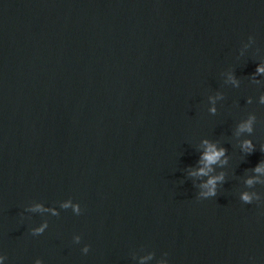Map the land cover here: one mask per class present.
<instances>
[{
    "label": "water",
    "instance_id": "1",
    "mask_svg": "<svg viewBox=\"0 0 264 264\" xmlns=\"http://www.w3.org/2000/svg\"><path fill=\"white\" fill-rule=\"evenodd\" d=\"M257 64L264 0H0L6 264H160L163 253L169 264H264V205L238 199L264 160ZM251 113L256 151L245 156L233 132ZM204 138L229 163L217 196L199 200L185 170ZM70 198L82 215L61 208ZM37 203L60 215L26 210Z\"/></svg>",
    "mask_w": 264,
    "mask_h": 264
},
{
    "label": "clouds",
    "instance_id": "2",
    "mask_svg": "<svg viewBox=\"0 0 264 264\" xmlns=\"http://www.w3.org/2000/svg\"><path fill=\"white\" fill-rule=\"evenodd\" d=\"M247 41L249 43L254 42L253 36H249ZM247 47V45H245ZM258 77H264V64H257L255 71L251 74L252 80L256 84H260L261 81ZM227 82L231 83L233 87H239V80L234 74H229ZM224 96L221 93H217L215 97H209V107L207 109L209 115L215 116L217 113L216 102L217 100H223ZM248 104H252V98H248L246 101ZM256 103L264 105V94L258 96ZM257 123V116L254 113L247 115L245 119L240 120L234 127V136L239 140V150L245 156L251 155L256 151V144L253 140L248 138L253 135L254 126ZM243 137V139H241ZM259 150L264 153V144L260 145ZM229 163L227 149L216 141L204 138L200 140L199 158L196 162V166L190 167L185 170L186 177L192 181L196 191V198L199 200H207L215 198L218 194V190L226 182V172L223 169ZM217 169L221 171L217 172ZM251 174L244 179L245 190L240 192L238 199L242 204L252 205L255 203L257 207L264 205V195H261L255 190L249 191V189H255L257 185L264 186V160H260L253 168L248 170ZM63 210H72L74 216H80L83 214V209L79 203L73 202L70 198L66 202L61 204ZM30 212L47 213L52 217L60 215L59 210H55L39 203L30 205L27 209ZM49 223L47 220L39 224V226L30 229V235L33 237L41 236L48 229ZM73 242L76 245L81 244V236L76 235L73 237ZM90 248L85 244L81 249V253L87 255ZM164 259L160 261V264H169L168 254L163 253ZM152 259L149 255L144 257L140 264H144L145 260ZM7 257L0 253V264H6ZM33 264H44L43 260L37 258Z\"/></svg>",
    "mask_w": 264,
    "mask_h": 264
}]
</instances>
